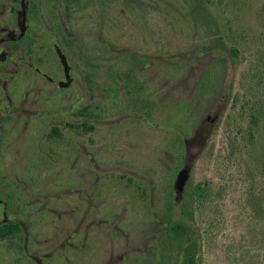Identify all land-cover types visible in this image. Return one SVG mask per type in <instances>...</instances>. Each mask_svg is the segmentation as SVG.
Returning a JSON list of instances; mask_svg holds the SVG:
<instances>
[{
  "label": "rangeland",
  "instance_id": "374dc122",
  "mask_svg": "<svg viewBox=\"0 0 264 264\" xmlns=\"http://www.w3.org/2000/svg\"><path fill=\"white\" fill-rule=\"evenodd\" d=\"M20 9L0 0V19L14 26ZM192 9L193 0H83L66 12L60 0H30L32 50L10 74L20 75L10 91V150L20 153L8 160L12 214L26 232L0 240V264H168L158 221L203 183L210 197L191 220L200 263L264 264V165L243 101L260 94L250 72L264 59V0H215L206 21ZM221 36L236 56L217 45ZM54 44L71 67L68 86ZM60 113L74 135L58 143L51 119ZM215 113L176 201L185 141Z\"/></svg>",
  "mask_w": 264,
  "mask_h": 264
},
{
  "label": "trees",
  "instance_id": "16d2710c",
  "mask_svg": "<svg viewBox=\"0 0 264 264\" xmlns=\"http://www.w3.org/2000/svg\"><path fill=\"white\" fill-rule=\"evenodd\" d=\"M213 1L215 0H193L191 13L195 15V19L202 21L210 19ZM216 1L222 3L223 0ZM60 2L64 5L66 12H68L71 9V5H81L83 0H60ZM217 40V45L224 47V51L228 52L230 56H236L239 52V48L236 45L225 46L222 36ZM250 73L257 79L254 91L260 94L256 98L243 97L244 103L250 108L249 142L254 148L259 149L264 165V59L262 57L257 61L256 66L251 69ZM209 197V186L203 183L198 184L194 188L188 200L186 198L182 199L177 214L174 213V205L169 202L167 211L163 215L164 221H158L163 227L165 226V231L161 233L158 242L160 247L158 254L163 259L162 262L168 260L169 264L173 257H178L180 264H201V239L197 230L191 225V220L193 221L194 219L195 209L204 204ZM176 215L179 217H176ZM21 234L22 227L18 222L11 221L0 224V240H17L21 237Z\"/></svg>",
  "mask_w": 264,
  "mask_h": 264
},
{
  "label": "flooded vegetation",
  "instance_id": "af4514ba",
  "mask_svg": "<svg viewBox=\"0 0 264 264\" xmlns=\"http://www.w3.org/2000/svg\"><path fill=\"white\" fill-rule=\"evenodd\" d=\"M30 0H24V5L26 8V19L25 24L23 23V15L20 14L22 11V0H20L21 9L17 11V17L16 24L13 26V21L10 19H6L5 22H3L0 19V224L15 221L18 222L22 229L26 232V227L18 221L17 217L13 216L12 213H14L12 200L15 201L14 196L11 194L12 189L10 187V175H9V163L8 160L11 156L14 157V160H16V157L19 155L20 152H18V155L15 156L11 154V143H10V137H12V131H14L16 128L11 126V115H13L15 112L14 109V103L12 101V97L10 96V91L12 88V82L17 81L18 77L20 75L11 76L12 67L15 71H19V67L23 65V61L19 59L20 55H25V51H31L30 45L32 42V38L34 36L33 32L31 31L32 26L35 25L32 19H27V12L28 15L30 11L29 9ZM12 11L14 9L12 8ZM4 24V25H3ZM53 47L55 48L57 54L58 50L62 52L60 47L57 44H54ZM63 53V52H62ZM59 56V54H58ZM60 59V56H59ZM61 61V59H60ZM68 62V61H67ZM61 65L62 61H61ZM69 65V63H68ZM70 66V65H69ZM34 70L39 73L42 77L46 79L47 82L54 83V79L51 78L46 73H43L42 70L35 67ZM64 70V67H63ZM71 67H70V75H71ZM64 76L66 77L65 71ZM66 81V79H65ZM60 81L58 82V84ZM62 83V81H61ZM15 90V89H12ZM22 103L23 107L27 104L26 100ZM26 108V107H25ZM65 114H56V117L54 116L52 121V129H51V136L52 138H58V143L60 141H63V132H66V135L71 136L70 139L73 138V119H67L66 122L60 123L58 122V118H63ZM67 117V114H66ZM25 124V121H24ZM26 128H23L21 131L22 133L26 132ZM32 139V137H31ZM68 141L70 142V139L67 137ZM41 140H38L37 137L34 138L32 145L34 148L36 145H39ZM70 145V143H68ZM22 153V152H21ZM11 154V156H10ZM18 161H20L18 159ZM3 169V170H1ZM12 195V196H11ZM18 210H16L15 215H18L20 211V206L17 207Z\"/></svg>",
  "mask_w": 264,
  "mask_h": 264
},
{
  "label": "water",
  "instance_id": "95a60500",
  "mask_svg": "<svg viewBox=\"0 0 264 264\" xmlns=\"http://www.w3.org/2000/svg\"><path fill=\"white\" fill-rule=\"evenodd\" d=\"M20 14L23 15V23L25 24V19H26V8L24 5V0H22V11L20 12ZM58 54L60 56V59L62 61L63 67H64V71L66 74V81L63 85H70V83L72 82V79L70 78V66L68 65V62L64 56V54L58 50ZM219 117L218 113H215L214 115H209L203 122L202 125V135H197L195 138L193 139H189L185 141V146H186V154L190 159V162L188 165L185 164V166L179 171L178 175H177V179L175 181V193H176V201H179L182 198L183 192L185 190L186 187V183L190 177V173L192 170V162L193 160L201 153V151L203 150L207 139L210 135V132L212 131L215 123L217 122ZM192 145H197V149L196 151H192L191 150V146ZM40 264V262L38 263Z\"/></svg>",
  "mask_w": 264,
  "mask_h": 264
}]
</instances>
